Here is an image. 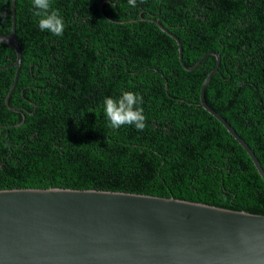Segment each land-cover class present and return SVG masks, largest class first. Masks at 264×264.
<instances>
[{"label":"trees","instance_id":"trees-1","mask_svg":"<svg viewBox=\"0 0 264 264\" xmlns=\"http://www.w3.org/2000/svg\"><path fill=\"white\" fill-rule=\"evenodd\" d=\"M11 0H0V35ZM62 37L14 2L20 63L0 44V190L141 194L264 216V183L243 149L199 105L204 91L264 172V0H51ZM155 22L177 38L176 43ZM8 58L6 60L5 58ZM142 97L146 128L108 127L104 98ZM24 116L23 122H21Z\"/></svg>","mask_w":264,"mask_h":264},{"label":"water","instance_id":"water-1","mask_svg":"<svg viewBox=\"0 0 264 264\" xmlns=\"http://www.w3.org/2000/svg\"><path fill=\"white\" fill-rule=\"evenodd\" d=\"M11 0L10 33L0 44L12 49L14 89L20 50L14 35ZM157 28L181 49L177 38L160 24ZM203 79L198 105L212 116L243 149L264 183V172L248 146L203 98L216 72ZM20 125L24 116H21ZM0 264H264V216L231 211L172 197L74 189L0 190Z\"/></svg>","mask_w":264,"mask_h":264},{"label":"clouds","instance_id":"clouds-1","mask_svg":"<svg viewBox=\"0 0 264 264\" xmlns=\"http://www.w3.org/2000/svg\"><path fill=\"white\" fill-rule=\"evenodd\" d=\"M127 4L135 8L137 0H127ZM33 16L37 17L38 28L56 37H62L64 33V21L58 10L51 6V0H31ZM143 99L137 94L128 91L123 92L119 98H104L102 102L103 115L108 127L119 129L123 126H132L137 131L146 128V117L143 114Z\"/></svg>","mask_w":264,"mask_h":264},{"label":"flooded vegetation","instance_id":"flooded-vegetation-1","mask_svg":"<svg viewBox=\"0 0 264 264\" xmlns=\"http://www.w3.org/2000/svg\"><path fill=\"white\" fill-rule=\"evenodd\" d=\"M9 10H10V8H9ZM9 33H10V32H9ZM9 33H8V34H9ZM15 38H16V37H15ZM16 40H17V39H16ZM5 59L8 60L7 57H6ZM13 63H14V61H13ZM13 63H11L10 65H12ZM10 65H9V66H10ZM0 98H1V96H0Z\"/></svg>","mask_w":264,"mask_h":264}]
</instances>
